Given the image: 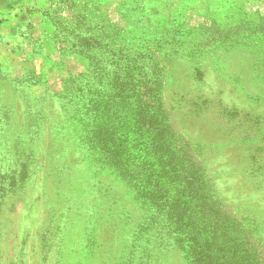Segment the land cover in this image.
<instances>
[{
    "label": "rangeland",
    "instance_id": "rangeland-1",
    "mask_svg": "<svg viewBox=\"0 0 264 264\" xmlns=\"http://www.w3.org/2000/svg\"><path fill=\"white\" fill-rule=\"evenodd\" d=\"M143 111L264 264V0H0V264H218L125 177Z\"/></svg>",
    "mask_w": 264,
    "mask_h": 264
},
{
    "label": "trees",
    "instance_id": "trees-1",
    "mask_svg": "<svg viewBox=\"0 0 264 264\" xmlns=\"http://www.w3.org/2000/svg\"><path fill=\"white\" fill-rule=\"evenodd\" d=\"M86 92L91 90L83 95ZM141 104L139 101L140 108ZM149 107L145 104L144 110ZM140 114L138 128L141 135H149V143L145 145L152 154L143 161L140 157L123 161L125 177H130L143 194L152 193L147 200L194 237L190 247L199 260L208 261L211 257L218 264H258L254 252L246 249L250 245L249 227L219 209L206 177L171 142L165 123H157L148 112ZM142 148L146 150L143 145Z\"/></svg>",
    "mask_w": 264,
    "mask_h": 264
}]
</instances>
